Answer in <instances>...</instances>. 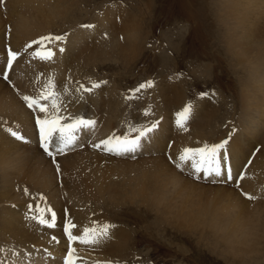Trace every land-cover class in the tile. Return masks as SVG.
Here are the masks:
<instances>
[{"label":"bare ground","instance_id":"bare-ground-1","mask_svg":"<svg viewBox=\"0 0 264 264\" xmlns=\"http://www.w3.org/2000/svg\"><path fill=\"white\" fill-rule=\"evenodd\" d=\"M78 4L79 0H0V201L5 202V205L0 204V241L17 244L13 250L0 248V264H63L68 238L67 235L60 236L61 224L50 230L33 217L39 215L40 210L49 208L59 211L62 217L66 206L68 214L76 223H81L83 229L90 227L91 221L104 218L93 216V213L97 212L99 198L107 196L118 201L139 198L143 204L149 201L169 219L175 220L179 227L190 228V231L211 230L234 257L258 255L264 244V156H255L251 144L264 147V29L259 26L261 22L264 24V0H223L227 20L236 22L229 27L226 47L248 71V82L242 94L241 131L244 133L235 132L226 148L221 150L227 155L221 166L232 168L234 179L240 185L238 189L235 186L217 187L210 181L205 183L202 180L206 176L195 172L192 161L177 167L181 163L177 158L184 148L221 143L220 139L213 142L205 133H199L210 128L221 95L211 94L191 105L185 128L190 133L195 132L193 138L177 126L178 113L187 106V101L182 84L175 79L154 85L156 93L160 94L164 114L157 129L141 140V146L134 153L117 155L105 151L103 146L94 147L109 137L123 136L112 124L116 111L126 101L118 84L99 83L100 87L88 94L80 86L88 83L91 87V81H79L80 74L100 55L98 48L102 36L99 28L101 24L106 25L105 28L110 25L108 18L104 17L101 24L75 29L61 42L46 43L55 53L51 60L32 55L40 48L39 44L25 50L32 40L49 34L51 25ZM118 8L114 6L108 11L115 13ZM117 20V33L122 37V43L118 44L123 60L129 62L144 49L142 25L130 16L119 21L121 23ZM9 47L21 54L11 69L7 68ZM5 72L7 80L14 85L2 80ZM49 79H53L55 91L60 94L63 123L83 117L81 98L84 101L92 98L97 109L105 108L109 115L95 110L88 118L83 117L94 120L95 127L77 132V142L54 157L39 148V128L35 118H43L44 113L29 109L23 101L25 95L36 96ZM9 129L22 135L23 141H13L15 137ZM218 133L211 131L215 136ZM137 134L133 131L128 136L135 138ZM172 136L173 145L169 149ZM244 142L247 148H242ZM167 148L170 155H166ZM50 150L55 151L54 148ZM246 162L248 168L242 173L241 166ZM54 164H57V170L52 167ZM56 171L63 173V181L59 182ZM237 174L244 178L239 180ZM211 177L223 178L227 184L234 180L227 181L225 176ZM14 188L25 189L26 197H33L34 201L22 203L23 198L18 191L13 192ZM245 194L254 199L245 198ZM43 214L45 218L50 217L49 211ZM75 229L74 233L78 234L77 226ZM52 232L60 237V244L59 239L51 238ZM108 233L116 243L109 244L112 247L107 250L99 242L91 251L93 257L82 258L78 264H103V259L120 251L128 238L127 233L111 228ZM76 251L81 257L85 256L80 248Z\"/></svg>","mask_w":264,"mask_h":264},{"label":"rangeland","instance_id":"rangeland-1","mask_svg":"<svg viewBox=\"0 0 264 264\" xmlns=\"http://www.w3.org/2000/svg\"><path fill=\"white\" fill-rule=\"evenodd\" d=\"M114 6L119 7L118 10L115 13L109 12L108 9ZM128 16L139 20L145 36L143 39L144 49L136 59L129 62L124 61V55L119 47L118 42L122 43V37L118 36L119 26L115 22L117 19L118 22L123 21ZM104 17L108 18L112 27L109 25L105 28L106 25L101 24ZM99 22L102 36L98 48L100 55L94 58L87 69L80 74L79 81L83 83L91 81L90 85L105 82L118 84L126 101L116 111V117H113L112 124L123 136H125L123 131L128 132L130 128H146L153 122L160 121V117L164 114V107L154 85L160 81L171 79V81L175 79L176 82L179 81L182 84L187 105L195 104L197 99L211 94L221 95L219 104L216 106L218 112L213 117L210 128L199 132L200 134L205 133L208 140L212 139L214 142L220 139L222 142L223 138L229 137L228 142H230L235 132L237 134L244 133L241 131L242 94L248 82L246 74L248 71L247 67L231 55L226 47L225 38L228 36L229 27L235 25L236 22L234 19L227 20L223 0H79V4L70 13L51 25L52 30L46 36L65 34L70 31L63 35L67 39L75 29L84 27V25L99 24ZM259 26L261 30L264 29L262 22ZM254 53H256V49H254ZM262 53L264 54V49ZM2 80L8 85H14V82H9L4 77ZM147 81H152L153 86L140 89L137 92L136 89ZM84 86L87 87L88 83H85ZM84 93L87 92L84 91ZM202 93L208 94L199 96ZM81 101H84L83 98ZM82 102V116L88 117L98 110L96 102L92 98L84 101L85 104ZM24 103L26 102L24 101ZM97 113L107 116L108 110L102 108ZM185 131L188 136L195 137V132ZM211 131H218V136H215L216 133L215 135L211 134ZM244 135L246 136L247 133ZM172 139L173 136L170 137L169 149L173 145ZM16 140L20 139H13V141ZM259 145L251 144L254 148V155L262 157L264 156V147ZM245 147L246 143L244 142L242 148ZM256 147H260V149ZM189 148L199 149L200 147L194 148L191 145ZM169 149L167 148L165 151L166 155H170ZM40 150L42 149L40 148ZM246 166L247 162L241 166L242 173L244 169L248 168ZM52 167L56 170L58 168L57 164ZM54 173L60 180L59 182L64 180L63 173L62 175L59 171ZM185 175L187 174L185 173ZM198 175L205 177L203 174ZM202 181L205 183L210 181L217 187L235 186L238 189L240 186L235 179L230 184H227L223 178L211 176L205 177V180ZM199 183L203 184L201 181ZM20 189L14 188L13 192L18 191L23 198L22 203L31 204L34 198L26 197L28 192L25 189ZM148 202L143 204L139 198L130 201H118L112 196L99 198L95 208L97 212L93 213V216L98 215L104 218L95 222L91 221L90 227L108 224L109 228L122 229L128 235V240L126 239L125 243L127 246L125 244L120 246L121 249L118 253L115 252L111 258L106 259L114 262L106 264H264V244L258 255L253 253L252 255H242L241 258L234 257L231 255L230 249L217 239L211 230L190 231V228L179 227L175 220L169 219L162 210ZM246 202L251 203L250 200H246ZM0 204L5 205V202L0 201ZM62 217L64 219L67 217L68 221L70 220L77 226L78 234L74 233L76 232L75 228L72 229L74 235H79L82 232L81 223H76L70 214H63ZM66 222L64 220L61 223V231H59L60 236L63 237H66L64 233ZM55 233L50 234L52 239ZM110 235L108 233V238L103 239L104 241L100 240V246H106L107 250L112 247L109 244L113 245L114 241L116 243L115 238ZM55 237L59 239L57 242L60 244V237ZM66 242L68 245L65 252L69 248V241ZM2 246L6 247L5 249L13 250L17 244L1 239L0 248ZM72 246L75 249L80 248L84 252L85 256L81 257L83 259H91L93 257L91 251L97 248L82 246L80 243H74ZM103 264L105 263L103 262Z\"/></svg>","mask_w":264,"mask_h":264},{"label":"snow or ice","instance_id":"snow-or-ice-1","mask_svg":"<svg viewBox=\"0 0 264 264\" xmlns=\"http://www.w3.org/2000/svg\"><path fill=\"white\" fill-rule=\"evenodd\" d=\"M84 27H91V25H84ZM65 39L64 36H42L38 40H34L26 46L31 48L33 44H39L40 48L36 52L32 53L34 57H39L42 60H51L55 53L51 48L46 47V43L61 42ZM60 51L63 52L64 49L61 47ZM21 54L13 51L10 47L7 49V68L11 69L13 67L14 61ZM4 79L7 80V73H4ZM106 83V82H105ZM153 86L152 81H147L141 84L139 88L136 89L138 92L140 89L150 88ZM100 87L99 83H93L91 87L80 86L86 92H91L93 89ZM56 85L53 79H49L48 82L42 87L40 92L36 96L25 95L23 100L26 102L27 107L34 111L38 110L40 113H44L43 118L39 116L36 118V125L39 128V138L40 143L45 152L49 156H55L65 152L70 146L74 145L78 137L77 132L82 129H93L95 127L94 120L84 119L83 117L73 118L70 123H63L64 117L60 115L61 112V102L60 94L55 91ZM80 89H77L79 91ZM42 101H47V103H42ZM191 112V105H187L184 109L178 113L177 126L185 129V124ZM147 114V113H146ZM159 125V122H153L150 127L132 129V131L138 134L135 138H130L128 135L121 137H109L108 139L100 141V143L95 144L94 147L101 148L107 152L115 153L117 155H123L126 153H134L140 146L141 140L147 137L150 133L154 132ZM10 134L16 139H24L17 131L9 129ZM228 140H224L219 144H214L211 146L205 145L199 149L184 148L178 160L181 163L177 164V167H181L183 163L192 161V168L196 173H203L204 176H214L221 177L225 176L227 181L234 179L233 171L231 167L222 168L221 161L227 160V155L222 154L221 150L226 148ZM54 148L53 152L50 150ZM198 158V159H197ZM239 179H243L242 175H239ZM248 199H254L251 195H247ZM45 211H51V209L40 210V214L34 216L33 219L37 220L41 225H45L49 228L56 227V214L51 212V219H46L44 216ZM76 225L72 224L71 221H67L64 224V233L67 235L69 241V248L67 256L65 258L64 264H78L82 258L77 255L76 249L72 246L74 243L78 242L82 245L92 247L100 242L102 237L108 235L110 225L104 224L103 226H93L85 227L79 235H74L72 229ZM55 240L56 237H53ZM99 264V262H98Z\"/></svg>","mask_w":264,"mask_h":264}]
</instances>
